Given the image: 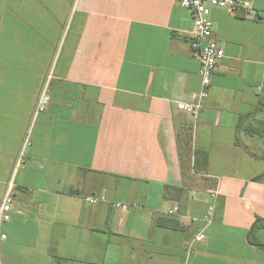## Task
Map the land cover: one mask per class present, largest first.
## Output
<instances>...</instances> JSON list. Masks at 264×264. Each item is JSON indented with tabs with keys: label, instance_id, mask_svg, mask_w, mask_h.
Listing matches in <instances>:
<instances>
[{
	"label": "crops",
	"instance_id": "0c3cea01",
	"mask_svg": "<svg viewBox=\"0 0 264 264\" xmlns=\"http://www.w3.org/2000/svg\"><path fill=\"white\" fill-rule=\"evenodd\" d=\"M244 1L253 15L211 9L224 57L194 117L176 107L201 89L176 0H0V264H264V138L246 132L264 122V0Z\"/></svg>",
	"mask_w": 264,
	"mask_h": 264
},
{
	"label": "built area",
	"instance_id": "2783aa9c",
	"mask_svg": "<svg viewBox=\"0 0 264 264\" xmlns=\"http://www.w3.org/2000/svg\"><path fill=\"white\" fill-rule=\"evenodd\" d=\"M182 8L191 11L193 19V31L187 33L186 37L190 44L191 55L199 62V78L201 89L196 95L194 101L176 102V107L191 116H196L202 109L204 101L208 97V90L211 84V78L216 71L218 62L224 57V50L214 38V26L210 18L212 8H219L229 14H237L243 11L244 14L253 15L254 9L249 2L244 0H176ZM49 94L45 86L38 98L35 113L46 110L49 103ZM22 162V156L18 164ZM14 198V186L12 182L7 185L6 191L0 202V248L6 240V234L2 231V226L11 219V208ZM84 201L88 205H95L104 201L103 197H85ZM114 208L123 207L119 203L112 204ZM178 208L175 207L168 211L169 215H175ZM214 213V206H208L207 210L201 216L204 223H210ZM205 234L199 230L194 236L195 242L203 241Z\"/></svg>",
	"mask_w": 264,
	"mask_h": 264
},
{
	"label": "trees",
	"instance_id": "16d2710c",
	"mask_svg": "<svg viewBox=\"0 0 264 264\" xmlns=\"http://www.w3.org/2000/svg\"><path fill=\"white\" fill-rule=\"evenodd\" d=\"M252 131L256 134H259L261 137L264 138V122L260 123V127L257 129H253V127L249 130H246L247 133H252ZM186 140H183L182 142V148L184 150L185 148V142ZM181 156L183 157V151L181 152ZM194 163H193V171L197 174H205L207 171L208 166V154L206 152L196 150L194 151ZM188 187H175V186H165L163 189V197L169 200L176 201L179 204H182L183 201L186 199L188 195ZM161 223L160 221H158ZM262 225H264V222H261ZM171 226L176 227V225L171 224ZM257 224L255 223L253 226V231L256 228ZM254 243H259L257 240H254L253 236L250 240Z\"/></svg>",
	"mask_w": 264,
	"mask_h": 264
}]
</instances>
